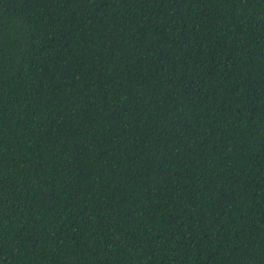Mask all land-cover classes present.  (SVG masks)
I'll use <instances>...</instances> for the list:
<instances>
[{
    "label": "trees",
    "instance_id": "1",
    "mask_svg": "<svg viewBox=\"0 0 264 264\" xmlns=\"http://www.w3.org/2000/svg\"><path fill=\"white\" fill-rule=\"evenodd\" d=\"M0 264H264V0H0Z\"/></svg>",
    "mask_w": 264,
    "mask_h": 264
}]
</instances>
